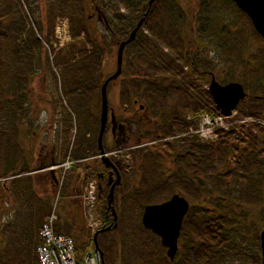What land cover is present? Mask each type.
Masks as SVG:
<instances>
[{
  "label": "rangeland",
  "instance_id": "374dc122",
  "mask_svg": "<svg viewBox=\"0 0 264 264\" xmlns=\"http://www.w3.org/2000/svg\"><path fill=\"white\" fill-rule=\"evenodd\" d=\"M206 1L208 2L209 8L213 7L211 4H213L214 1L217 4L222 2V0ZM52 2L51 0H0V32L3 34V37H0V41L2 39L0 42V51L6 64L9 63L7 56L9 57L13 53L12 61L15 63L10 66L8 64L5 65L4 73L10 75L6 77L4 81H12L7 84L9 88H11V85L15 87L22 82L25 84L24 93L21 95L22 98H24L23 101L21 102L18 100L19 103L17 104L16 102L17 106L12 109L10 104L15 102L14 97H12L13 95L11 94L5 95L3 111L0 115V264L8 257L15 259H22L25 255L28 258L33 257L34 251L29 248V237L33 236L34 238V234H32L34 223L40 219H44L47 209L51 212L53 207H55L58 222L61 225L62 223H67L69 226H72L74 241L78 243V246H85L86 244L87 247H89V236L83 231V227L86 224L83 220L79 205V191H76V189L70 190V185L75 175V170L71 172V168H73L71 165L72 160H67V157H65V160L62 158L65 149L67 148L68 151L70 150L75 135L78 131L80 132L83 127L81 125L83 120L79 118L81 117L80 112L76 114L77 117L75 118V112L72 111L70 106L66 103V101H68V103L71 104L70 101L72 100L62 94L63 84L65 83V79L62 77L63 68L56 64L66 53H71L70 47L72 45L79 48L81 44H85V47L89 51H91V46L85 43V37L81 36L80 38H74L72 36L70 19L60 14V12H53L52 8L55 6ZM147 2L148 0L144 2V5ZM172 3L177 9H181L183 12L184 22L180 28L179 40L182 44H187V40L189 41V52L195 54L196 58L199 56V58L194 61H201V68H204L207 63L209 66H212V68H214L212 73L219 84H221V81L224 85L230 82L240 83L248 97L253 98L257 96L255 93L260 89V86L264 85L263 43L251 35L247 38V44L244 42L240 45L241 48L239 51L242 62H245L243 71L245 70V74L247 75L249 72V78L244 79L242 70L238 67L242 63L233 65L231 60H228L230 55H228L229 57L226 56L225 52L217 45V41L211 42L208 39L200 38L197 24L195 23L200 0H173ZM226 3L227 2L224 1V7L220 4L222 7L220 12L217 13L216 11V14L214 12L213 15L215 18L218 16L221 18L219 22L221 28L225 26L228 27L225 40L231 44L236 42V47L239 48V40L240 38L244 39L245 29L242 23L234 20V10ZM110 5L112 6L111 9L106 10L104 13L107 19L112 22V24L109 23L110 26L114 27L118 25L115 21V16L123 18L125 21L130 20L132 13L129 9L124 8L119 3L116 4L114 0L110 1L109 6ZM81 6L84 10L83 14L87 32L92 41L99 47L101 53V62L97 64L94 77H98L99 73L102 74L103 77H106L113 74L116 70L117 41H115L110 30L106 29L105 24L98 21L97 17L103 14L89 5L87 0H85ZM130 6L133 8V5ZM42 19L43 27H46L48 22H53L51 35L48 41H42L41 45L43 49L32 41V32L36 31V33H40L38 31L37 22ZM60 20H66L68 22L69 39L64 42L62 50L57 51L54 48V44H57L54 30L55 25ZM122 22L125 28L126 22ZM136 22L137 19H133L131 25L134 26ZM142 30L148 40L155 43L163 54L171 57L175 63L182 68L183 72H187L186 65L180 61L164 43L150 35L146 29L143 28ZM227 39H229V41ZM57 48H59L58 44ZM134 50L135 46L130 47L127 53H123L122 75L110 86L107 94L110 106L119 107L120 85L125 86L134 82L139 85V90L142 89L140 86L144 85V82L137 81V78L141 77L143 74L137 62L135 61L133 72L129 66L131 61L128 58L129 55L134 57ZM248 60L253 61L249 62ZM21 66L26 69L25 74L27 77L25 82L19 77L23 72ZM11 74H15L13 80L9 79ZM189 76L194 82H202L203 79L202 86L204 88H206L205 83H207L208 86L210 82L209 76H200V74H189ZM225 80L226 82H224ZM42 90L44 92L43 97L41 96ZM154 92L155 91H153V93ZM39 94L40 97H38ZM139 94L137 95L134 91H131V95H129L133 96L134 99H138L140 104L147 103L144 96L140 97ZM258 94L262 95V90L261 93L259 92ZM98 95L86 110L93 116H96L100 109V102L98 101L100 98H98ZM166 98V107L170 110L175 106V103L173 99ZM243 106L246 107L248 104H244ZM189 115L197 116L199 114L188 112V116ZM242 117L246 118L244 116ZM63 119L66 120L67 124H71L69 132L65 130ZM237 120H241L239 112L238 117H236L234 121L236 122ZM254 120L258 122L253 124H233L228 132L230 133L231 139L227 144L223 140V134H221L220 138L216 141V143L221 144V147L218 146L217 148V146H215L213 147L215 150L214 153L211 152V155H209L210 152H208L206 154L211 164L216 166V169L224 171L226 166H230L234 160L242 159L246 153L251 154L254 149L264 148V119L254 118ZM56 121H58V127L55 124ZM194 137H196V135H194ZM195 142L201 145L205 144L198 141ZM106 143L107 140H105V144ZM52 146L55 147L52 149ZM67 154L68 153L65 155ZM262 155L263 154L260 153V156ZM51 156H53V162L55 164L49 163ZM199 156H205V154L202 152L199 153ZM140 161V157L135 158L133 174L129 179L130 182H132L133 179L135 184L137 180L138 186L141 185L142 179L138 167ZM63 162L71 163L66 171L61 168H57L53 174L48 171L49 168L60 165ZM161 162H163L164 166H168V162L163 158ZM204 163L205 162H202V167ZM22 170H27L28 172L25 174L30 177L28 180L22 181L21 183L18 178L22 177V175L18 176L16 174H19ZM136 170L138 172L135 173ZM160 171L161 169L158 172L160 173ZM3 174L6 175L5 178L2 176ZM170 175L171 174L167 172L164 177L161 176L162 180L164 178L166 180L169 179ZM161 184L162 185L157 186L156 183V186H152L149 189L152 195H154L150 205H158L171 198L172 195H170L165 184ZM29 186L30 188L27 189ZM236 189L234 182L230 180V191L235 192ZM133 190L134 188L129 186L123 194L120 193L115 198L118 205V210L116 205V213L118 211L120 227L115 233L108 234L112 237L114 246H110L106 255L103 256V262L107 264H145L143 256L150 254L151 251L149 248L153 246L158 250L159 256L163 260V262L160 263L166 264L163 258V253H165L166 256L165 249L161 243L158 242L157 237H154L155 235L153 236L150 231L152 235L147 232L148 230L145 229V231L143 229L141 217L145 206L143 203L137 204L138 201L134 200L137 198H133L131 195ZM225 190L226 188L221 189L222 192ZM174 191L178 192L175 189ZM178 195L181 196V194ZM146 197H148V195H146ZM204 199H206V197H204ZM141 206H144L142 210L140 208ZM195 206V208H192V205H190L186 217L190 214L193 215L194 212H199L202 208L200 206L208 207V205L202 204H197ZM97 208L98 206L96 203V214L98 216ZM260 208L261 206L259 209ZM251 213L253 214L249 215L250 218L245 221L242 220L235 229L238 236H234L233 247L236 248L238 246L239 250H237L238 248H234L237 250V254L233 253L235 250H227L223 258V264L228 263L227 260L230 259L231 255H234V259L236 260L232 264H242V258L240 257H242V255H250L251 252H247L246 249H249L250 244H254L255 234L259 237L262 231V223L259 221L260 218L257 217V210ZM261 215L264 217V206L263 214L261 212ZM191 222L192 219H190V223ZM197 222L199 223L200 219H198ZM185 231L186 229L181 228L177 243L178 250L173 262L170 263L166 256L170 264H174L176 259L178 260L177 264H186L187 262L188 258L185 256V250L188 248L184 249V246L188 247L187 245H190L187 239H190L189 237L191 234H187ZM35 239L37 240V237ZM26 246H28L27 249ZM153 247L152 249H154ZM143 248H145V250ZM227 253H229L230 256H227ZM192 256L193 255H191L190 258ZM191 260H193V257ZM201 260L202 259L199 261L194 260L193 264H205V261ZM247 264L250 263L248 262Z\"/></svg>",
  "mask_w": 264,
  "mask_h": 264
},
{
  "label": "trees",
  "instance_id": "16d2710c",
  "mask_svg": "<svg viewBox=\"0 0 264 264\" xmlns=\"http://www.w3.org/2000/svg\"><path fill=\"white\" fill-rule=\"evenodd\" d=\"M51 1H53L52 4L55 6L53 8L51 7L53 12H60V14L70 19L72 36L74 38H80L81 36L85 37V43L91 46V51H89L85 47V44H81L79 48L72 45L70 47L71 53H66L56 64L57 66H61L63 68L62 77L65 79V83L63 84L62 94L72 100L70 101L71 104H69L68 101H66V103L70 106V109L75 112V118L77 117L76 114L80 112L81 117L79 118H82L83 120H81V125L83 127L80 132L78 131L75 135L74 141L71 144L70 152L66 148L63 155L64 160L65 157H67L74 162L72 165L73 168L71 169L74 171L80 166H85L82 164L83 160L98 155L97 138L99 133V124L96 119L94 120L93 115L86 110L98 94V98H100L101 85L110 75L103 77V75L99 73L98 77H94V71L97 68V64L101 62V53L99 47L96 46L94 41L90 38L85 27V17L83 14L84 10L81 6L85 0ZM110 1L111 0H87L89 5L93 6L95 10H98V12L103 14L102 16H104L107 21L108 30H110L112 36L115 38V41H117L116 46L120 42L126 40L130 32L135 27L136 24L132 26L131 21L133 19H137L138 22L143 17V14L147 13L143 22V28L146 29L150 35L164 43L169 50H171L173 54H175V56L190 70L188 72H183L182 68L179 67L171 57L163 54L155 43L146 38L143 30H139L135 40L124 49L125 54L128 52L130 47L135 46V53H133L134 57L129 55L128 58L131 61L129 66L133 72V66H135L136 61L138 66L141 68L140 70L143 71L142 76L137 78V81L144 82V85L140 86L142 89L139 90V85L131 82V91H134L137 95L140 92V97H143V92L148 107L154 110L155 116H158L159 114L160 119H163L160 137H157L156 139L169 138L173 135L177 136L178 134L183 133L188 127V124L185 122V117L188 115V112L194 114L205 113L211 117L220 115V111L215 107L210 94L202 86L203 79L202 82H194L189 76V74H200V76H205L206 72H213L214 68L209 66L208 63L204 66V68H201V61H194L199 57L197 56L196 58L193 53L189 52V41L187 40V44L184 42V44H182L179 40L180 28L184 22V15L182 10L177 9V7L172 3L173 0H155L151 7L148 6V2L144 5L146 0H114L116 4H121L132 13L131 18L128 21L115 16V21L118 25H115L114 27L109 25V23L112 24V22L107 19L104 14L106 10L111 9L112 7L111 5L109 6ZM224 1L227 2L226 4H229L234 10V20L242 23V26L245 29V37L244 39L240 38L239 48L236 47V42L231 44L225 40L228 27L225 26L221 28L219 25L221 18L219 16L215 18L213 15L214 12L216 14V11L217 13L220 12L222 8L220 4L223 5ZM220 4H217L214 1L213 4H211L213 7L209 8L206 0H200L199 9L197 10V16L195 19L198 34L200 35V38L208 39L211 42L217 41V45L225 52L226 56L229 57L228 55H230L228 60H231L233 65L242 63L238 67L241 68L244 79L249 78V72L247 75L245 74V70L243 71L245 62H242V57L239 51L241 48L240 45L244 42L247 44V38L251 35L261 43H263V41L254 32L249 19L242 12H240L232 2L229 0H222ZM130 5H133V8H131ZM122 21L126 22L127 27L126 25L125 28L123 27ZM42 22L43 19L37 22L38 31L40 33L38 34L36 31L32 32L33 43H36V45H39L41 48V41H48L53 26V22L50 21L51 23L48 22V25L43 27ZM38 36H40L41 41L38 40ZM0 37H3L1 32ZM227 40L229 41V39ZM12 57L13 53L11 56H7V60L9 61L7 64L9 66L14 63V61H12ZM248 61L251 62L253 60ZM7 64L0 51V115L3 111L5 95H13L12 97H14L15 102L10 104L12 109L17 106L16 102L18 104V100L22 102L24 99L21 96L24 93L25 87L23 82L15 87L11 85V88H9L7 84L12 81H4V79L10 75L4 73V67ZM21 70L23 72L19 77H21V79L25 82L27 77L25 74L26 69L21 66ZM14 75L15 74H11L9 79L13 80ZM224 82H226V80ZM113 83L114 82H110L108 84L107 94ZM205 84L207 85V83ZM125 88L127 89L126 85L121 89V99L123 103H126V97L129 95H125ZM261 90L262 86H260V89L255 93L257 96H254L253 98L247 97L244 99L245 101H241L238 104L237 111L241 116L264 119V107L261 104V100L255 98L261 95L258 94L259 92L261 93ZM144 91H147V93L149 92V97H146L147 95ZM153 91H155V94ZM166 97L173 99L175 103V106L170 110L166 109ZM98 101H100V99ZM244 104H248V106L244 107ZM70 125L71 124H67L66 122V130L68 132L71 129ZM230 139V133L223 135V140L226 144L229 143ZM183 140L186 141L187 139L184 138L182 141ZM188 140L195 141L190 138ZM220 145V143L216 142L214 144L202 145L195 142L197 155L195 164H192L188 158L191 148L188 146V148L183 147L181 152L174 153V159L177 167L176 170L170 172L171 175L167 180L165 178V180H162V177L164 176L162 173L160 174L158 172L160 169L157 155L152 156L149 154L147 158H144V162H142L143 165L140 169L142 175L141 185L135 188L131 194L133 198H137L134 199L138 201L137 204L143 203L144 206L150 205L154 195H152L149 189L152 186H156V183L157 186L164 183L167 190L170 192V195L175 193L181 194V197L187 200L189 204L192 205V208H195V205L197 204L208 205V207L200 206L202 208L199 212H194L193 215L190 214L183 222L182 228L186 229L185 232L187 234H191L189 237L190 239H187L190 245H187L188 247L184 246V249L188 248L185 250V256L188 258L186 264H193L194 260L199 261L200 259L204 260L205 264H207V261L208 264H223L225 252L229 249L235 250L238 248V246L236 248L233 247L235 239L234 236H238L235 229L242 220H248L250 218L249 215L255 213H251L252 211L257 210V217L260 218L259 221L262 223L261 230L264 229V217L261 215V212L263 214L264 206V148L261 147L257 150L254 149L251 154L246 153L242 159L234 160L231 164L233 166L230 165V169L226 166L224 171H222L216 169V166L211 164L209 157L206 155L208 152H210L209 155H211V152L214 153L215 150L213 147L217 146L218 148ZM202 152L205 156H199V153ZM66 153L68 154L65 155ZM260 153L263 155L260 156ZM185 157L187 159H185ZM202 162H205L203 167ZM26 172L28 171L22 170L19 174H16L18 176L22 175V177L18 178L21 183L22 181L24 182L28 180L30 177L25 174ZM2 176H4V178L6 177L5 174ZM88 176L89 175L87 174L86 179ZM230 180L234 182L235 187L237 188L235 192L230 191ZM29 188L30 186L27 187V189ZM222 188H226V190L222 192ZM174 189L178 192H175ZM106 195L107 192L102 200L97 203L98 215L102 221L100 229L112 227L114 224L111 214L107 211L108 207ZM146 195H148V197H146ZM204 197H206V199H204ZM113 205L116 211L117 202L115 200ZM144 206L140 207L141 210ZM260 206L261 208L259 209ZM49 212L50 210L47 209L45 217L49 214ZM116 214L117 228H112L110 231L97 236L98 249L103 256L106 255V252L110 248L108 244V242H110L109 240H113L112 237L109 236V233H115L120 227L118 211ZM44 219H40L34 223V229L32 232V234H34V238L33 236L29 237V248L34 251L33 257L28 258L26 255L22 257V259L8 257L2 264H38L35 253V249L38 246V239L36 240L35 238L37 230ZM190 219H192L191 223ZM198 219H200L199 223L197 222ZM72 231V226H69L67 223H62L61 225L57 222L54 227V232L56 234L64 235L74 241ZM154 237L156 238V236ZM157 240L160 243L158 238ZM253 242L254 244H250L249 249H246L247 252H251L250 255H242V257H240L242 258V264H247L248 262L250 264H261L259 237L257 234H255ZM74 244L75 256L77 262L79 263L82 260V254H84L87 245L78 246V243L75 241ZM152 247L149 248L151 251L150 254L143 256L145 264H163L160 263L163 262V260L159 256L160 254L158 250L154 247V249H152ZM27 248L28 246H26V249ZM143 249L145 250V248ZM237 250H239V248ZM237 250L233 253L237 254ZM227 254V256H230L229 253ZM191 255H193V260H191L192 257L190 258ZM163 258L166 264H170L166 259L165 253H163ZM234 258V255H231L230 259L227 258L228 263L226 264L234 263L236 261ZM177 262L178 260L176 259L174 264H177Z\"/></svg>",
  "mask_w": 264,
  "mask_h": 264
},
{
  "label": "flooded vegetation",
  "instance_id": "af4514ba",
  "mask_svg": "<svg viewBox=\"0 0 264 264\" xmlns=\"http://www.w3.org/2000/svg\"><path fill=\"white\" fill-rule=\"evenodd\" d=\"M97 19L99 22H103L106 26V29H108L106 23L107 21L105 20L104 16L99 15ZM186 71L187 72L190 71L188 67H186ZM205 76H209L211 80V77L214 76V74L212 72H206ZM126 87L127 89L125 95L128 94L131 95L130 83L129 85H126ZM121 89H122V85H120L119 107L110 106L107 96L108 113H107V120H106L107 122H106L105 130L102 137V149L106 157L109 159L107 161L108 167L105 166V164L101 161L98 155L94 157H89L82 161L83 162L82 164H84L85 166H80L74 171L75 175L72 180V184L69 183L71 184L70 190L76 189V191H79L80 193L85 187H87V185L90 182H94L96 185L97 192H98V186L101 187L100 196L97 194V201H101L106 192L108 195L110 186L115 183L116 170H117L120 177V185L119 186L116 185L114 188L113 204L115 197L120 193L123 194V192H125V190L129 186L133 187L134 189L137 188L138 186L137 180H136V184L133 181V179L132 182H130L129 180L133 174V170H134L133 165L135 158L140 157L141 159L140 164L138 166L140 170L141 166L143 165L142 162H144V158H147L149 154H151L152 156L157 155L159 160V166L161 169L160 173H162L163 176H165L167 172L170 173L176 170L177 166L174 159L175 158L174 153L181 152L183 147L191 148L190 155L188 156V158L190 159L192 164H195L196 156H197L195 141L188 140L190 138L189 136L185 137L187 139L186 141L185 140L182 141V139L184 138L176 139L175 135L169 138L156 139L157 137H160V130H161V126L163 125V119H160L159 114L158 116L157 115L155 116L154 110L149 108L147 103L140 104L139 100L134 99L133 96L128 95L126 97V103H123L121 99V92H122ZM145 93L147 95L146 97H149L148 95L149 92L147 93L146 91ZM43 94L44 92L42 90V95H41L42 97ZM142 95L145 96L143 92ZM38 97H40V94L38 95ZM166 109L169 110L168 107ZM93 118L94 120L96 119V121L100 126L99 123L100 109H99V113L96 116H93ZM63 121L66 130V120L63 119ZM55 124L58 127V121H56ZM105 140H107L106 144H105ZM54 147L55 146H52V149ZM162 158L168 162L167 167L163 165V162H161ZM185 159L187 158L185 157ZM49 163L55 164L53 162V156L50 157ZM71 163H72L71 165L74 164V162ZM110 164L111 166L113 165L114 169L109 166ZM58 166L59 165H57V167L55 166L56 168H53V170H51L50 173L53 174V172L58 168ZM161 166L163 167V171ZM231 166L228 165L229 169L231 168ZM136 172L138 171L136 170L135 173ZM87 174L89 176L86 179ZM107 195H106V201H107ZM107 211H109V213L111 214L109 209H107ZM109 241H110L108 242L109 246L114 245L113 240L110 239Z\"/></svg>",
  "mask_w": 264,
  "mask_h": 264
},
{
  "label": "water",
  "instance_id": "95a60500",
  "mask_svg": "<svg viewBox=\"0 0 264 264\" xmlns=\"http://www.w3.org/2000/svg\"><path fill=\"white\" fill-rule=\"evenodd\" d=\"M155 0H149L148 6L151 7ZM238 10L244 13L250 20L254 31L264 40V0H230ZM147 13L137 22L133 30L128 35V38L117 45L116 51V70L109 76L101 85L100 88V119L99 133L97 138L98 156L106 167L109 160L102 149V137L106 126L108 101H107V85L110 82L116 81L122 73L123 52L127 45L131 44L137 32L143 25ZM208 92L212 98L215 107L224 115L228 116L232 111L236 110L240 101L246 98V93L239 83H229L220 85L215 81L214 76L211 77ZM262 104L264 106V86L262 89ZM114 169L113 165H109ZM120 185V177L116 170V181L110 186L107 195L108 209L113 217V226L97 231L92 237V243L98 249L97 236L99 234L110 231L117 227V214L113 206V191L115 186ZM101 194V187L98 186V195ZM189 210V203L180 195L174 194L168 201L158 205H147L143 209L141 223L144 229L150 231L153 235L160 239L161 245L166 250V256L169 262H173L178 246V238L182 227L183 219ZM259 247L261 264H264V230L259 234ZM103 256V254H102ZM104 264V262H103Z\"/></svg>",
  "mask_w": 264,
  "mask_h": 264
},
{
  "label": "built area",
  "instance_id": "2783aa9c",
  "mask_svg": "<svg viewBox=\"0 0 264 264\" xmlns=\"http://www.w3.org/2000/svg\"><path fill=\"white\" fill-rule=\"evenodd\" d=\"M54 33L59 47L57 48V44H54V48L59 51L63 48L64 42L69 39L68 22L66 20L58 21L55 25ZM236 117V112L231 113L230 116L218 115L210 117L207 114H202L196 118L188 117L187 120L190 122L197 120V128L195 130L190 129L189 135H196L200 140L212 142L222 133L230 130L233 124H253L258 122L253 119H241L235 122L234 119ZM69 164L71 163L64 162L58 168L66 171ZM56 167H52L51 169ZM80 202L84 222L87 225L86 230L90 235H93L102 224L96 214V185L94 182H90L83 189L80 195ZM56 222L57 216L53 209L38 230L37 236L39 244L36 249L38 264H103L101 253L92 245L87 247L82 255V260L78 263L75 256V244L73 240L54 232Z\"/></svg>",
  "mask_w": 264,
  "mask_h": 264
}]
</instances>
